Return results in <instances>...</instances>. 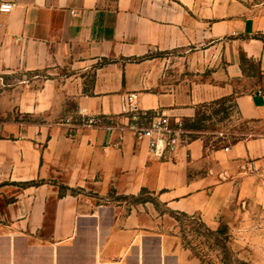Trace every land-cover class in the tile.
<instances>
[{
    "label": "crops",
    "instance_id": "1",
    "mask_svg": "<svg viewBox=\"0 0 264 264\" xmlns=\"http://www.w3.org/2000/svg\"><path fill=\"white\" fill-rule=\"evenodd\" d=\"M6 2L0 264H199L171 212L217 231L243 169L264 173V135L216 145L187 124L264 126V0ZM130 94L183 124L174 156L137 140ZM143 190L163 210L117 199Z\"/></svg>",
    "mask_w": 264,
    "mask_h": 264
},
{
    "label": "rangeland",
    "instance_id": "2",
    "mask_svg": "<svg viewBox=\"0 0 264 264\" xmlns=\"http://www.w3.org/2000/svg\"><path fill=\"white\" fill-rule=\"evenodd\" d=\"M257 126H246L237 118L228 123L219 122V119L217 122H208L206 115L202 113L195 122L187 124L190 129H203V132L207 133V142L216 145H230L245 137L264 135V126ZM221 132L224 137L218 135ZM243 172V177L234 184L233 195L217 221L219 227H228L229 241L226 245L235 259L242 264H264V173L250 167L244 168ZM117 199L127 207L136 205L135 200L131 198ZM142 199H151L149 201H153L163 210L156 196L147 194ZM180 219L178 234L182 245L199 259V264H224L223 251L215 246L214 238L209 237L206 229L200 227L198 221Z\"/></svg>",
    "mask_w": 264,
    "mask_h": 264
},
{
    "label": "built area",
    "instance_id": "3",
    "mask_svg": "<svg viewBox=\"0 0 264 264\" xmlns=\"http://www.w3.org/2000/svg\"><path fill=\"white\" fill-rule=\"evenodd\" d=\"M13 2H6L0 5V12L9 14L14 10ZM125 114L130 122V129L134 132L137 140L147 141L149 153L154 159H164L174 156L182 145V136L185 134L181 122L172 125L170 117L165 114H150L140 109L138 105L137 94H130L124 102ZM96 119L88 118L84 125L88 127L95 126ZM61 125H71L67 120ZM224 137V134H220ZM229 150V148H226ZM249 167L255 171L258 168L253 162Z\"/></svg>",
    "mask_w": 264,
    "mask_h": 264
},
{
    "label": "trees",
    "instance_id": "4",
    "mask_svg": "<svg viewBox=\"0 0 264 264\" xmlns=\"http://www.w3.org/2000/svg\"><path fill=\"white\" fill-rule=\"evenodd\" d=\"M197 128H200V127H197ZM67 189L66 188H62V195L64 194V192L66 191ZM150 195V196H153V194L147 190H143L142 193L138 196V197H128V198H131L133 200H135L136 202V205L137 204H144V203H147V202H152L154 203L153 201H149V200H143V196L144 195ZM155 204V203H154ZM157 206V204H156ZM158 207V206H157ZM171 215L179 222L181 223V219L180 218H185V219H188V220H193V221H198L200 227H204L209 235V237L211 238H214L215 240V246L219 247L224 255H225V259L223 261L224 264H242L240 263V261H238L237 259L234 258L233 256V253L230 252V250L227 248V245L226 243H228L229 241V238H228V227L225 226V225H221L219 227V229L217 231H213L211 230L210 228H208L205 223L201 220V218L199 217H191V216H188L186 214H183V213H173L171 212Z\"/></svg>",
    "mask_w": 264,
    "mask_h": 264
}]
</instances>
